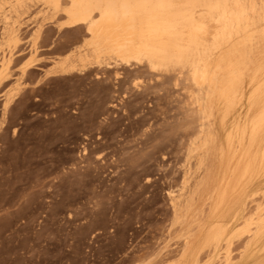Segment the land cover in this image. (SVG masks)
I'll use <instances>...</instances> for the list:
<instances>
[{"label":"rangeland","instance_id":"obj_1","mask_svg":"<svg viewBox=\"0 0 264 264\" xmlns=\"http://www.w3.org/2000/svg\"><path fill=\"white\" fill-rule=\"evenodd\" d=\"M11 2L0 9V69L9 54L22 59L9 64L0 85V264H168L177 259L181 225L171 207L183 190L185 171L193 183L199 172L195 147L202 142L203 125L188 96L197 90L140 64H105L110 60L103 58L98 67L93 55L74 60L71 75L53 74L52 61L66 54L82 29L60 28L62 18L52 17L38 2L17 12L9 10ZM31 47L37 48L33 55ZM29 58L34 59L32 73L17 91L18 64ZM6 92L12 100L3 112ZM244 110L235 108L230 117L241 120L250 114ZM214 120L220 143L229 126L220 127L218 114ZM261 133L257 139L264 143ZM261 175L263 183L255 189L263 191L264 169ZM263 202L264 191L237 222L231 223V216L218 221L240 227ZM203 213L196 226L191 223L196 236L214 223L207 208ZM219 245L216 252H202L199 264L218 252L220 258L226 245ZM234 250L237 260L240 251ZM219 258L214 262L221 264L223 255Z\"/></svg>","mask_w":264,"mask_h":264},{"label":"bare ground","instance_id":"obj_2","mask_svg":"<svg viewBox=\"0 0 264 264\" xmlns=\"http://www.w3.org/2000/svg\"><path fill=\"white\" fill-rule=\"evenodd\" d=\"M7 1L0 0V9ZM37 2L52 17L62 18L60 28L83 31L80 38H72L64 56L52 61L53 74L71 75L74 60L93 55L98 67L103 58L110 60L105 64H140L156 75H172L175 85L185 88L188 83L197 90V95L188 96L196 102L203 125L202 142L195 147L200 150L199 172L193 183L191 172L185 171L183 190L172 201L182 244L178 258L168 264H199L202 252H216L222 242L226 251L221 264H264V204H257L254 214L246 213L251 215L240 227L218 221L231 216V223L237 222L264 191L255 189L263 183L264 169V143L257 139L264 133V0H12L9 10ZM36 52L31 47L30 55ZM21 59L19 53L3 58L0 85L9 64ZM33 61L18 64L17 91L24 89ZM11 100L6 92L3 112ZM235 108L250 114L231 118ZM215 114L220 127L229 126L220 143L213 129ZM204 208L214 223L202 226L196 236L192 226ZM235 247L240 251L237 260L232 255ZM218 253L206 264H213Z\"/></svg>","mask_w":264,"mask_h":264}]
</instances>
